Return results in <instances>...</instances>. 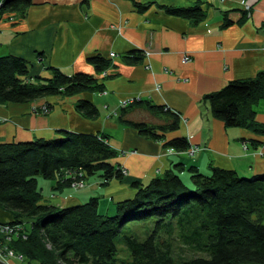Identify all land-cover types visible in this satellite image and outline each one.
I'll return each mask as SVG.
<instances>
[{"label": "crops", "instance_id": "crops-1", "mask_svg": "<svg viewBox=\"0 0 264 264\" xmlns=\"http://www.w3.org/2000/svg\"><path fill=\"white\" fill-rule=\"evenodd\" d=\"M32 2L24 16L12 12L0 18V55L25 59L31 80L50 77L49 67H56L68 75L92 74L102 89L0 103V142L51 138L58 129L103 133L117 152L111 163L127 169L123 179L113 178L105 185L99 174L89 176L78 191L70 187L55 191L54 181L48 180L50 191L43 194V202L68 206L98 197L99 211L113 213L115 202L134 196L133 181L147 184L176 163L185 168L195 165L205 173L211 164L244 176L264 172V137L246 128L225 126L204 100L228 81L250 78L264 69V0ZM244 3L250 5L249 11ZM137 4L144 7L138 9ZM194 4L205 12L199 22L160 7ZM226 19L231 22L223 26ZM144 48L150 54L140 61L124 59L133 49ZM110 52L116 57H110ZM184 53L190 55L188 62L182 60ZM96 54L109 62L100 72L88 60ZM81 98L97 106V117L87 118L76 110ZM129 98L133 103L121 108L122 100ZM148 102L178 115V128L166 131L165 139L185 136L200 150L194 155L167 153L163 139L143 136L120 120L125 108L124 118L129 121L164 124L165 115L147 108ZM42 104H48L50 111L37 112ZM254 108L257 121L264 122V99ZM9 220L11 215L0 209V223Z\"/></svg>", "mask_w": 264, "mask_h": 264}, {"label": "trees", "instance_id": "trees-1", "mask_svg": "<svg viewBox=\"0 0 264 264\" xmlns=\"http://www.w3.org/2000/svg\"><path fill=\"white\" fill-rule=\"evenodd\" d=\"M0 1V18L12 12L24 16L33 3ZM160 7L193 22L205 17L198 4ZM230 22L224 20L223 26ZM142 57V49H133L124 59L135 63ZM88 60L98 72L109 65L99 54ZM49 69L50 77L31 80L25 59L0 55V103L102 89L92 74L68 75L56 67ZM261 99L264 69L250 78L230 80L204 96L212 115L225 126L246 128L264 137V122L257 121L254 108ZM146 106L164 114L165 123L129 121L124 118L125 108L119 118L143 136L163 139L165 147L187 150L190 144L185 136L164 138L166 131L178 128V115L150 102ZM75 107L87 118L99 114L86 98ZM105 139L108 136L103 133L58 129L51 138L0 142V209L11 215L6 223L22 225L25 231L24 236L10 240L0 235L8 250L36 264H264V172L244 176L211 164L205 173L195 165L185 168L176 163L147 184L133 181L134 196L115 202L113 213L99 211L98 197L68 206L43 202L38 177L53 180L55 191L69 188L79 171L85 177L99 174L102 185L124 178L120 165L111 163L117 152ZM122 246L130 260L119 256ZM182 249L189 251L185 258L180 257Z\"/></svg>", "mask_w": 264, "mask_h": 264}, {"label": "built area", "instance_id": "built-area-1", "mask_svg": "<svg viewBox=\"0 0 264 264\" xmlns=\"http://www.w3.org/2000/svg\"><path fill=\"white\" fill-rule=\"evenodd\" d=\"M0 3H1V1H0ZM249 9H250V5L247 4V3H244V10L249 11ZM142 51H143V57H147L150 54V51H149L148 48H144V49H142ZM109 56L110 57H116V54L114 52H110ZM182 60L184 62H188L190 60V55L184 53ZM155 89L159 90L160 89V85L156 84L155 85ZM133 101H134L133 98L124 99L120 103V107L121 108L125 107L128 104L133 103ZM37 110H38L37 112H40V113L49 112V109H48L46 104L42 105L39 109L37 108ZM105 142H108V140L105 139ZM198 150H200V148L198 146H194V145H190L187 150H183V151H178L174 147H166V152L167 153L176 152V153L194 154ZM120 170H121V173L124 174V175L127 173V169L124 168L123 166H120ZM71 185L72 186H75V185L83 186L84 185L83 173L81 171L77 172L76 176H74V180L71 183ZM18 234L19 235L21 234L23 236L25 235V231L22 229V225H17V224H13L12 225V224H9V223H6V222H1L0 223V235L3 236L5 240H10V238L12 236H16ZM10 254H11V251L8 252V249H7V247H5V244H2L0 242V257H2L4 255H10ZM18 257L21 258V256H18Z\"/></svg>", "mask_w": 264, "mask_h": 264}, {"label": "rangeland", "instance_id": "rangeland-1", "mask_svg": "<svg viewBox=\"0 0 264 264\" xmlns=\"http://www.w3.org/2000/svg\"><path fill=\"white\" fill-rule=\"evenodd\" d=\"M42 105H44V104H42ZM41 106H39L37 108L39 109ZM197 152H195V153H197ZM194 154H190V155H194ZM260 154H262V152H260ZM126 175H127V173L124 176H126ZM83 178H84V185L83 186H81V185H75V186L70 185V188H72L73 190H76V191L83 189L86 186V178H88V177L83 176ZM46 181H48V179H44L42 177H38V186L41 188L42 194H47L50 191L49 190L50 189V187H49L50 185ZM79 193L81 194V191ZM27 226H28V224H27ZM0 242L1 243L4 242V244L6 243V241H4V239L2 241H0ZM9 251H11V250H8V252ZM179 253H181V252H179ZM182 255L183 256H180V257H182V258L187 257L189 255L188 249H182ZM4 256L0 257V259L3 260L6 264H36L35 260H27L25 258L24 259L20 258V257L17 256V254H15L12 251H11L10 255H4ZM119 256L121 258L126 259V260H130L129 253L123 248V246L121 247Z\"/></svg>", "mask_w": 264, "mask_h": 264}, {"label": "water", "instance_id": "water-1", "mask_svg": "<svg viewBox=\"0 0 264 264\" xmlns=\"http://www.w3.org/2000/svg\"><path fill=\"white\" fill-rule=\"evenodd\" d=\"M0 264H6L3 260L0 259Z\"/></svg>", "mask_w": 264, "mask_h": 264}]
</instances>
